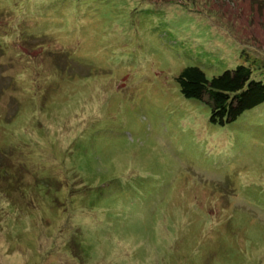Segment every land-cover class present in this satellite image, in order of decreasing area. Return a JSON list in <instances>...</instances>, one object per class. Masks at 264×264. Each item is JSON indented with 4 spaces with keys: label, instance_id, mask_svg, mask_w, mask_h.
<instances>
[{
    "label": "rangeland",
    "instance_id": "1",
    "mask_svg": "<svg viewBox=\"0 0 264 264\" xmlns=\"http://www.w3.org/2000/svg\"><path fill=\"white\" fill-rule=\"evenodd\" d=\"M241 63L264 0H0V264H264V102L176 81Z\"/></svg>",
    "mask_w": 264,
    "mask_h": 264
},
{
    "label": "trees",
    "instance_id": "2",
    "mask_svg": "<svg viewBox=\"0 0 264 264\" xmlns=\"http://www.w3.org/2000/svg\"><path fill=\"white\" fill-rule=\"evenodd\" d=\"M153 1L182 4L196 0ZM15 54L30 58L27 57L28 52L21 47L16 48ZM40 55L39 60H42L43 55ZM176 81L182 96L196 99L208 106L209 121L215 125L230 123L243 112L264 102V81L255 78L251 66L244 63L212 77H207L198 66H186L179 72Z\"/></svg>",
    "mask_w": 264,
    "mask_h": 264
}]
</instances>
